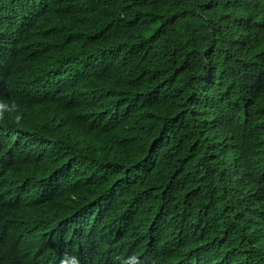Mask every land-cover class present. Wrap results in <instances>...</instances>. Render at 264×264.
<instances>
[{
    "label": "trees",
    "instance_id": "16d2710c",
    "mask_svg": "<svg viewBox=\"0 0 264 264\" xmlns=\"http://www.w3.org/2000/svg\"><path fill=\"white\" fill-rule=\"evenodd\" d=\"M22 5L0 0V18ZM23 16L1 24L17 40L3 80L62 125L45 131L34 104L0 123V248L102 218L90 241L112 264H264V0H45Z\"/></svg>",
    "mask_w": 264,
    "mask_h": 264
},
{
    "label": "clouds",
    "instance_id": "9594fccd",
    "mask_svg": "<svg viewBox=\"0 0 264 264\" xmlns=\"http://www.w3.org/2000/svg\"><path fill=\"white\" fill-rule=\"evenodd\" d=\"M44 3L45 0H23L20 13L13 14L7 11L6 15L0 18V123L9 120H22L28 115L30 104H34L39 108L44 106L43 115L39 120L45 131H48L59 128L62 125L61 112L51 99L45 95L36 94L35 98L28 97L22 90L11 87L3 80L17 48V40L10 33L1 30V24L5 19L24 17V8ZM33 56H37L36 52H33ZM258 82H262L259 83L257 92L261 97L264 93V82L261 79ZM255 111V123L258 128L264 131V101L261 106L255 105ZM237 182L239 184L238 191L240 192L242 189V177L240 174ZM24 188L32 200L41 199L43 192L37 187L29 186ZM10 195L9 185L0 181V200L8 198ZM92 227L97 228L94 229ZM67 228L71 229L68 237L46 244V248L40 243L33 248L23 238L11 241L5 247L0 248V264H112L108 255L90 241V233L97 231V236H99L102 235L103 231L108 230L103 225L102 218L95 219L94 224L86 218L73 219ZM102 236L107 238L106 235Z\"/></svg>",
    "mask_w": 264,
    "mask_h": 264
},
{
    "label": "bare ground",
    "instance_id": "6f19581e",
    "mask_svg": "<svg viewBox=\"0 0 264 264\" xmlns=\"http://www.w3.org/2000/svg\"><path fill=\"white\" fill-rule=\"evenodd\" d=\"M80 228H86V227H80ZM92 228H97V227H92ZM81 244V243H80ZM71 246V245H70Z\"/></svg>",
    "mask_w": 264,
    "mask_h": 264
}]
</instances>
